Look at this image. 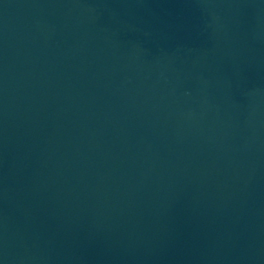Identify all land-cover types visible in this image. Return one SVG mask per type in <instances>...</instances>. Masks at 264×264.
<instances>
[{"label": "water", "instance_id": "1", "mask_svg": "<svg viewBox=\"0 0 264 264\" xmlns=\"http://www.w3.org/2000/svg\"><path fill=\"white\" fill-rule=\"evenodd\" d=\"M0 264H264V0H0Z\"/></svg>", "mask_w": 264, "mask_h": 264}]
</instances>
